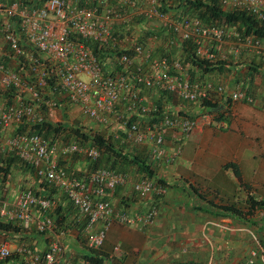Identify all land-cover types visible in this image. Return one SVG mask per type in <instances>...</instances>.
<instances>
[{"label":"built area","instance_id":"2783aa9c","mask_svg":"<svg viewBox=\"0 0 264 264\" xmlns=\"http://www.w3.org/2000/svg\"><path fill=\"white\" fill-rule=\"evenodd\" d=\"M220 1L224 6L245 8L264 21V0ZM152 22L159 25L152 27ZM146 24L151 29H163L169 36L165 51L172 50L176 39L170 37L175 36L181 41L192 40L202 57L214 59L217 53L225 57V29L198 18L179 19L161 10L159 0H43L38 5L33 0H0L1 31L12 51L29 59L22 72L0 61L1 86L13 87L16 92L12 102H0V153L14 152L32 165L37 175L66 194L87 218V245L94 249L102 248L115 221L144 230L161 213L157 203L136 213L116 209L108 195L118 185L131 183L133 192L148 201L150 197L164 196L165 184L149 177L132 180L127 172L107 167L92 170L88 180L72 177L61 164L62 157L79 154L95 161L101 155L98 148L77 141L59 145L30 130L14 133L4 143L2 131L13 130L25 121H43L46 116L57 121L64 102L78 106L83 116L108 129L120 144L147 148L154 164L170 165L181 156L183 139L201 125L202 119L184 115L177 103L161 105L160 99L150 101L152 92L159 96L173 94L197 104L221 96L227 109L238 101L257 102L255 94L242 84L228 88L223 83L193 79L180 60L167 52L159 53V35L144 32ZM233 33L238 37L235 52L237 43L254 49L262 47L256 38H241L236 31ZM23 42L34 47L35 52L29 53ZM206 115L209 113L201 117ZM170 142L174 143L171 148ZM3 190L0 181V217L18 220L28 227L41 213L37 230L51 232L43 254L26 244L18 248L25 264H75L67 258L66 232L56 231L49 215L54 201L37 196L32 188L22 190L11 201ZM249 234L253 247L246 264L258 259L264 263L259 236L252 230ZM11 254V243L0 239V262Z\"/></svg>","mask_w":264,"mask_h":264},{"label":"crops","instance_id":"0c3cea01","mask_svg":"<svg viewBox=\"0 0 264 264\" xmlns=\"http://www.w3.org/2000/svg\"><path fill=\"white\" fill-rule=\"evenodd\" d=\"M226 42L225 53L235 52V44L231 40ZM4 47L8 45L2 41L0 61H7L9 66L17 68V61L13 58L9 60L8 54L6 57ZM242 48L241 53L244 51ZM259 49L264 50V43ZM254 52L261 53L258 49ZM245 54L248 55V52L245 51ZM240 68V73L234 68L226 72L235 82L231 84L229 81L226 84L228 87L241 83L247 88L249 81L245 79L248 72L245 62ZM196 76L200 77L198 73ZM261 76L258 74L251 86L256 103L238 101L230 109L225 107L223 116L211 113L201 117L199 114L206 110L197 108L201 125L183 139L181 156L173 164L154 165L155 178L163 180L167 187L164 196L144 201L133 192L131 183L118 187L108 195L116 209L136 213L144 211L151 203H157L161 213L156 222L144 230L115 221L99 250L98 256L105 258L103 264H245L253 247L250 230L257 233L264 247L263 207L257 206L250 216H240L224 209L236 203L237 207L248 211L246 199L250 196L264 202V82ZM227 78L214 71L205 74L201 80L223 83L222 80ZM154 99H160L158 92L151 93L150 101ZM76 107L72 112L80 114V108ZM60 109L64 110L62 104ZM67 112L72 113L71 110ZM173 144L170 142L169 147ZM141 148L139 146V150ZM203 151L216 160L214 167H210L206 160L199 162L197 156L202 157ZM5 152L3 156L8 154ZM74 166L76 169L83 168L79 162L66 164L69 169ZM129 173L140 177L136 170ZM198 175H202L205 182L212 183L211 186H197ZM24 178H32L31 173L14 165L5 182L7 187L13 185L7 194L9 200L17 198ZM41 216L38 214L24 233L35 249L46 250V236L37 230V220ZM0 236H4L3 233ZM65 238L68 260L75 264H92L83 257L85 250L77 243L76 231L71 230ZM116 247H119L118 251H115ZM257 262L264 264L260 259Z\"/></svg>","mask_w":264,"mask_h":264},{"label":"trees","instance_id":"16d2710c","mask_svg":"<svg viewBox=\"0 0 264 264\" xmlns=\"http://www.w3.org/2000/svg\"><path fill=\"white\" fill-rule=\"evenodd\" d=\"M161 3V10L172 13L175 17L179 19L184 17H193L201 19V21L207 25H217L221 26L225 29V40L232 41L235 44L238 37H236L233 31H236L241 38L245 37H253L263 44L264 43V21L260 20L257 15L245 8L240 7H226L224 6L220 0H159ZM35 5L41 4L43 0H33ZM140 21V20H137ZM17 29V27H16ZM144 32L147 33H156L159 35L161 46L159 48V53L167 52L170 57L174 59H178L182 62V64L187 68L190 76L195 80L203 79V76L207 73L219 71L220 74L225 78L227 77L226 72H231L234 68L237 73L241 72V66L245 62L248 68V72L246 73V78H248L249 83H247V90H251V86L253 84L254 78L257 77L258 74H262V82H264V50L257 48L261 53L256 54L254 51L257 49H252L249 47L242 46L237 43L238 53L230 52L225 57L221 54L216 55L214 59H209L206 57H202L198 55L196 50V45L192 40H180L177 37L172 36L170 39H176L177 43L173 44L172 50L165 51V45L169 42V36L166 35V32L163 29L157 30L156 28L151 29L147 24L143 28ZM239 37V38H240ZM23 36L21 39L23 40ZM5 42L4 33L0 28V43ZM179 42V47L177 46ZM26 46L27 50L30 52H35V48L28 45L26 42H23ZM233 44V45H234ZM8 47L5 48L6 57L8 54V59L13 58L17 61V69L19 72H22L28 66L29 59L26 56H17L11 49L10 45L7 43ZM244 51L241 53V49ZM262 48V47H260ZM226 47L224 48V51ZM223 51V49H222ZM245 51L248 52V55L245 54ZM244 55V56H243ZM105 56V54H103ZM243 56V57H242ZM29 57V55H28ZM242 57V58H241ZM242 59V60H241ZM8 65L7 61H2ZM196 73L200 77L196 76ZM221 76V75H220ZM223 81V80H222ZM247 81V80H246ZM247 81V82H248ZM222 83V82H221ZM235 82L233 81L234 84ZM224 84V83H223ZM241 84V83H239ZM237 85V84H236ZM235 85V86H236ZM243 85V84H242ZM245 85V84H244ZM243 85V86H244ZM229 86V85H228ZM233 86V87H235ZM245 87V86H244ZM230 88V87H228ZM264 90V89H263ZM253 92V91H252ZM254 94V93H252ZM0 102L3 104L10 103L14 100L16 92L13 87L5 89L0 87ZM175 95L169 93H161L159 104L161 105L168 103L176 105L178 104L181 107V111L184 115H189L193 118L198 117L197 108H204L205 114H220L224 115L225 111V103L224 99L220 96L217 97L215 101L211 99H206L202 101L200 104L197 103H189L183 101ZM223 100V102H220ZM63 103V104H62ZM63 110L65 112V116L59 122L50 120L47 116L43 121H39L36 123L33 122H23L18 124L15 128H13L12 133L23 132L25 130L36 131L41 133L46 138L50 139L53 142L61 145L62 143L77 141L79 144L83 146H92L96 147L100 150V157L97 160H90L85 158V156L75 154L70 157H64L61 159V164L66 168L69 174L72 177H79L88 180L89 174L92 170L98 167H107L110 169H115L120 172H126L127 170L131 173L133 171H137L140 177H149L155 178V164L153 159L148 154L145 155L141 153V151L137 152L136 150H132L122 143L118 141L115 137H113L112 133L108 131V129L103 126L95 124L98 128L92 127H84L80 120L75 119L72 123L67 121V111L76 109V106H69L62 102ZM61 106V105H60ZM173 106V105H172ZM45 110V107L42 106ZM194 110V111H193ZM194 112V113H193ZM195 114L194 116L192 115ZM202 113V115L204 114ZM201 116V114H199ZM7 155L3 156V153H0V181L1 184L5 185L7 177L11 174V170L14 165L19 167H23L26 172L29 171L32 176H34L32 189L36 193L37 196L43 198H50L54 201V205L49 212V215L53 218L54 226L56 231H65L66 235L72 230L77 232V243H80L81 247L85 250L83 251L84 258L88 260L92 264H103L105 258L99 257V249L91 248L87 245V236L85 232V228L87 225V218L81 215L79 210L75 207L73 202L69 200L64 192H62L58 187L54 184L46 181L41 176L37 175L36 169L24 161H22L17 155L12 151H6ZM68 162L71 163H80L83 166L81 169L68 168L66 164ZM234 167V165L232 164ZM236 170V174L239 172ZM127 172V173H129ZM130 174V173H129ZM136 175V173H134ZM133 175V174H131ZM138 177V175H137ZM135 179V178H134ZM133 179V180H134ZM160 183L165 184L163 180L157 179ZM121 185H118L120 187ZM116 188V189H117ZM7 196V195H6ZM59 197H61L59 200ZM109 199V197H108ZM246 203L248 204V211L243 210L240 207L236 206V203L232 205L225 206L224 209L239 214L240 216H250L253 210L257 206H261L264 208V202L262 200H256L253 196L248 197L246 199ZM39 208V207H36ZM39 209H36L38 211ZM41 215V213L39 214ZM28 227L24 226L18 220H10L5 217H0V233H3L5 238H15L18 243L22 244L21 240L29 239L28 236L25 235V230ZM39 231V230H38ZM40 232V231H39ZM45 235L47 239L48 235L51 232H40ZM1 237V236H0ZM84 237V238H83ZM49 239V238H48ZM47 239V240H48ZM48 242V241H47ZM24 244V243H23ZM31 245V244H30ZM48 247V245H46ZM33 249L35 246L31 245ZM76 248V247H74ZM47 249V248H46ZM37 250V249H36ZM41 254H43L46 250H37ZM0 264H25L24 258L20 255V253L15 249L12 251L11 256L0 262ZM246 264V263H245ZM254 264H260L256 262Z\"/></svg>","mask_w":264,"mask_h":264},{"label":"rangeland","instance_id":"374dc122","mask_svg":"<svg viewBox=\"0 0 264 264\" xmlns=\"http://www.w3.org/2000/svg\"><path fill=\"white\" fill-rule=\"evenodd\" d=\"M151 25H152V27H157V25H159V23H156V22H152L151 23ZM225 46H228V44H225ZM224 46H223V50H224ZM228 48V47H227ZM224 53V52H223ZM228 53H226L225 55H227ZM222 55V54H221ZM227 79L226 80H223V83L224 84H227L229 81L231 82V83H233V79L232 78H230L231 77V74L230 73H227ZM74 112V111H73ZM67 113L66 115H67V121H69L70 123H72L73 122V120H75V119H78V120H80L81 121V123L83 124V126L84 127H92V128H98L95 124H92L93 122H91V120L90 119H88L87 117H85V116H83L81 113L79 114V113ZM64 114V115H63ZM231 115V114H230ZM65 116V112H61V110L60 111H58V120L56 121V122H59V121H61L62 119H63V117ZM13 135V133H12V131L11 130H4L3 131V134H2V141L5 143L11 136ZM143 148V147H142ZM140 149L139 150V147H136L135 148V150L136 151H142V150H145L144 151V154L145 155H147L148 154V149L147 148H143V149ZM131 149V148H130ZM204 154L206 155V156H204ZM202 157H198L197 156V159L199 160V162L201 161V160H206L207 161V163L209 164V165H211L210 167H214V164H215V162H216V160L215 159H211L210 158V156H208L207 155V153L205 152V151H203L202 152V155H201ZM62 158H64V157H62ZM197 172H199L200 173V171L199 170H197ZM129 174V173H128ZM134 174V173H133ZM130 175V177L132 178V180L134 179V178H137V176L134 174V177H132V175L131 174H129ZM197 177H199V181H197V186H201L202 188L203 187H206V186H211V184L212 183H209V181H207V182H205V180H204V178H203V176L202 175H198ZM25 179V178H24ZM155 179H157V178H155ZM33 180H34V176H32V178H30V179H25L23 182H24V184L22 185V186H20V188H19V190L18 191H22V190H24V189H26V188H31L32 187V184H33ZM13 185L11 184V185H9L8 187H7V185H4V189L5 190H3V192H5V194L7 195V194H9V192H10V188L12 187ZM15 191V190H14ZM13 192V191H12ZM11 192V193H12ZM19 192V193H20ZM6 197H8V196H6ZM33 222H30V225L32 224ZM84 238V237H83ZM0 239L1 240H8L10 243H11V247H12V251H15V249L18 251V248L24 243V244H26L27 246H29V247H31V245H32V243L30 242V239H24V240H21L23 243L22 244H20V243H18L17 242V240L15 239V238H12V237H10V238H5V237H0ZM48 239V238H47ZM49 240V239H48ZM47 240V241H48ZM64 240V239H63ZM46 241V242H47ZM67 240H66V238H65V242H66ZM31 244V245H30ZM47 245H48V242L46 243ZM100 250V249H99Z\"/></svg>","mask_w":264,"mask_h":264},{"label":"water","instance_id":"95a60500","mask_svg":"<svg viewBox=\"0 0 264 264\" xmlns=\"http://www.w3.org/2000/svg\"><path fill=\"white\" fill-rule=\"evenodd\" d=\"M194 264H202V263H194Z\"/></svg>","mask_w":264,"mask_h":264}]
</instances>
